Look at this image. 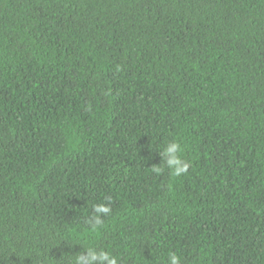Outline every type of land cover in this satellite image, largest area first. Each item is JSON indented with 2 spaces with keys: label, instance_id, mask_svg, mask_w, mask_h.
Wrapping results in <instances>:
<instances>
[{
  "label": "trees",
  "instance_id": "16d2710c",
  "mask_svg": "<svg viewBox=\"0 0 264 264\" xmlns=\"http://www.w3.org/2000/svg\"><path fill=\"white\" fill-rule=\"evenodd\" d=\"M88 249L264 264V0H0V264Z\"/></svg>",
  "mask_w": 264,
  "mask_h": 264
},
{
  "label": "clouds",
  "instance_id": "9594fccd",
  "mask_svg": "<svg viewBox=\"0 0 264 264\" xmlns=\"http://www.w3.org/2000/svg\"><path fill=\"white\" fill-rule=\"evenodd\" d=\"M182 151V146L176 141L169 142L163 148L164 163L166 167L171 171L173 176H180L188 171L189 164L181 159L179 153ZM153 171L160 174L163 169L161 167H154ZM94 215L87 221L93 231L98 230L102 226V216H107L111 209L104 203H99L94 206ZM87 264H117V258L111 254L94 249L87 250ZM75 264H85L84 254L78 255L75 258ZM168 264H181L180 258L172 253L168 257Z\"/></svg>",
  "mask_w": 264,
  "mask_h": 264
}]
</instances>
